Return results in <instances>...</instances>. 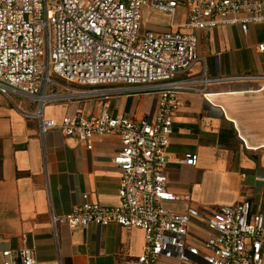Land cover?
Wrapping results in <instances>:
<instances>
[{"label": "built area", "instance_id": "built-area-1", "mask_svg": "<svg viewBox=\"0 0 264 264\" xmlns=\"http://www.w3.org/2000/svg\"><path fill=\"white\" fill-rule=\"evenodd\" d=\"M145 7L184 31L143 29ZM179 9L185 21L175 24ZM257 23H264V0H0V94L26 100L13 104L37 121L41 137L58 131L88 151L96 136L120 137L112 159L120 172L119 204L82 195L70 213L52 216L53 224L141 229L138 264H264V204L256 212L250 201L176 212L166 205L177 198L165 174L176 95L203 92L212 82L205 74L183 77L203 61L195 31L237 25L245 34ZM135 91L158 93L152 115L112 116L108 100ZM96 98L103 99L97 115L44 117L49 104ZM196 161L186 153L179 163ZM194 222L204 225V236L189 233ZM2 257L0 264H37L31 248L5 250Z\"/></svg>", "mask_w": 264, "mask_h": 264}, {"label": "crops", "instance_id": "crops-1", "mask_svg": "<svg viewBox=\"0 0 264 264\" xmlns=\"http://www.w3.org/2000/svg\"><path fill=\"white\" fill-rule=\"evenodd\" d=\"M148 11L165 24L147 30L184 31L170 27L171 17ZM177 15L182 18L175 24L183 23L184 10ZM195 35L203 61L183 77L205 74L212 82L203 92L176 95L165 174L177 199L166 205L176 212L189 206L209 211L250 201L256 212L264 204V23L249 24L245 34L228 25ZM157 98V92L115 95L108 100L109 112L148 118ZM12 100L27 103L17 96ZM13 102L0 94V262L5 250L31 248L37 264H138L145 244L141 229L115 224L70 229L52 222V216L81 204L82 195L100 205L119 204L120 172L112 159L120 137L96 136L90 151L58 131L41 137L37 121L24 117ZM102 103V98L52 103L43 114L57 121L79 112L97 115ZM186 153L197 155L194 166L179 163ZM192 229L205 235L202 223L189 226L191 235L201 236Z\"/></svg>", "mask_w": 264, "mask_h": 264}, {"label": "rangeland", "instance_id": "rangeland-1", "mask_svg": "<svg viewBox=\"0 0 264 264\" xmlns=\"http://www.w3.org/2000/svg\"><path fill=\"white\" fill-rule=\"evenodd\" d=\"M142 15H143V29H151V26H153L154 24L160 25V24H165L164 22L159 21L155 14H152L148 11V9L144 8L142 11ZM181 15H177L176 16V22H181ZM169 24V21L167 22V25ZM57 103H63V102H57ZM191 231H193L194 233H197L198 235L204 236L202 234L201 231L196 230V229H192Z\"/></svg>", "mask_w": 264, "mask_h": 264}]
</instances>
